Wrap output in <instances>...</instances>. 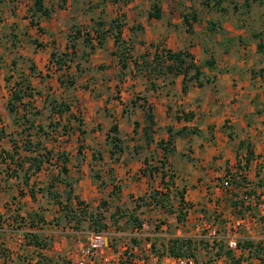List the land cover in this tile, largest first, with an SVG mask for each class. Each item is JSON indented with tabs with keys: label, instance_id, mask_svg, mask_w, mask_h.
Returning <instances> with one entry per match:
<instances>
[{
	"label": "crops",
	"instance_id": "0c3cea01",
	"mask_svg": "<svg viewBox=\"0 0 264 264\" xmlns=\"http://www.w3.org/2000/svg\"><path fill=\"white\" fill-rule=\"evenodd\" d=\"M88 2L90 0H65L61 7L48 5L43 0L50 10L49 16L43 17L33 13L32 0H0V93L3 96L6 89L9 92L5 98L0 97V153H12L16 148V160L19 156H28L32 153L23 148L24 141L29 140L33 144L40 143L41 153L50 150L53 157L50 162H43L39 171L27 173V184L22 182V172H18V177L10 175L14 164L0 163V264H55L68 257L73 235L79 232L69 224L60 228V223L66 224L63 206L69 201L75 210L77 197L84 205L88 204L85 197L75 192V187L82 189L84 195L85 190L91 192L90 168L102 171L101 179L110 177L108 186L122 180L126 189H121L119 195H133V201L138 197L147 198L153 191L165 192L166 177L162 180L161 173L164 152L157 144L166 143L169 138H172L173 149L165 155V168L169 158L189 160L179 167L189 169H183L188 173L184 174L185 193L190 195L191 203L199 204L210 213H222L221 230L243 213L236 205L246 184L218 191L216 186L222 181L221 175L230 179L231 174H243L252 194L264 192V0L246 1L245 14L239 10V0L232 3L222 0L220 6L208 0H134L116 4L106 0L95 5L92 11ZM155 4L159 8L158 18L151 17ZM118 14L125 15L122 40L129 48L124 68L114 54L117 46L112 35H107L100 47L95 41L96 24L103 22L106 29ZM69 34L75 37L72 44L77 59L67 72L75 79L71 89L59 83L64 69L49 67L51 53L65 52L71 44ZM161 50L188 53L197 66L212 60L210 70L201 69L210 81H204L201 87L191 83L185 93L181 75L171 78L167 74L161 80L150 82L134 61L138 59L137 63L141 64L144 58L152 63L153 55ZM104 64L109 66L108 72L114 73L116 80L108 84L110 91L115 90L113 98L96 95L99 91L95 87L91 92L90 88L77 84L79 72L85 74L88 68ZM30 67H34V71ZM7 77H10L9 82L5 81ZM14 82L30 86L33 95L22 99L21 112L9 113L7 103ZM50 100L69 104L70 111L61 116L51 114L47 108ZM74 107L79 109V116L71 114ZM147 107L155 125L150 134L145 135ZM31 111L37 113L30 117ZM23 114L28 119H24ZM52 120L66 123L68 135L61 139L57 133L49 132ZM102 120L110 122L105 129L100 127ZM90 121H93L91 126ZM112 124L118 128L122 151L111 156L109 129ZM40 127L43 130L37 132L36 128ZM122 127L126 128L123 133ZM182 128L187 131L177 135ZM168 129L172 130L171 134ZM43 134L55 139L44 144ZM63 139L66 141L61 145ZM98 149L100 153L94 158ZM247 150L252 156L248 166L239 171L236 167L240 162L244 165ZM62 153L69 159L65 164L67 174L61 172V163L55 164L56 157ZM145 160L149 166L156 167L157 172L145 174ZM27 166L28 163L24 165ZM7 167H10L8 171ZM174 183L178 185L176 180ZM31 189L34 197L30 195ZM47 189L51 194L57 192L59 197L54 199ZM187 213V222H177L173 237L186 238L182 229L187 223L198 225L201 214L190 210ZM259 223L251 231L240 234L242 247L230 251L231 257L222 254L195 258L198 264H264V217ZM167 226L163 225L162 229L166 230ZM168 239L163 244L165 248ZM217 244L226 248L221 239L213 247L215 254Z\"/></svg>",
	"mask_w": 264,
	"mask_h": 264
},
{
	"label": "trees",
	"instance_id": "16d2710c",
	"mask_svg": "<svg viewBox=\"0 0 264 264\" xmlns=\"http://www.w3.org/2000/svg\"><path fill=\"white\" fill-rule=\"evenodd\" d=\"M102 1H106V0H102ZM216 3V0H214ZM254 1V0H253ZM33 4H32V11L33 13H40L41 16L43 17H48L49 16V12L50 10L44 6L43 4V0H32ZM219 2V1H218ZM153 14H151V17H159V8L157 7V5H153ZM35 23H33L34 25ZM97 28H96V35H95V41H96V46H102L105 42V38L107 35H112L114 38V42H115V46H117V52H115L114 54L120 59L121 63H122V67L124 68L126 66L125 61L129 58L128 56V50L129 48L127 46H125V42L122 40V27H123V23L120 22V20H112L111 22H109L107 24V28L105 29L106 24L103 22H98L97 24ZM40 30V29H38ZM69 39L70 38H75L73 36H71L69 34ZM86 41V40H85ZM88 41V40H87ZM68 49L70 51H68ZM90 49H94L93 46H90ZM138 60V59H137ZM137 60L134 61V65L137 66V69L140 71H144V76L146 77L147 80H149L150 82H154L155 80V76L156 77H160L163 76L165 77L167 74L171 75L172 77H175L177 75H181L183 77L182 80V92L185 93L186 90L188 89L189 85L195 81L196 84L201 87L203 86V83L201 82V78L203 76L202 70H201V66H197L195 63H193V59L192 57L185 52H181V51H177V52H172V51H168V50H161L160 52H157L153 55V58L151 60L152 63H147L144 58H141L142 62L141 64L137 63ZM75 61V47L73 44H69L68 47L66 48L65 52H61V53H57V52H52L50 55V63L52 64L53 68H55V70H63L65 71V73L68 72L69 68L71 67L70 64ZM137 63V64H136ZM214 62L212 60H207L205 62V66L208 68H211L213 66ZM31 71H34V67H30ZM65 73L61 76V79H59V83L61 85V87H66L68 89L73 88V86L75 85V79L71 76L65 75ZM163 79V78H162ZM6 82L10 81V77L5 78ZM22 83L19 82H14L12 88L10 89V99L7 103V110L9 113H18V109H19V105L22 101V99L27 95V96H32L33 95V91L31 89L30 86H23L21 85ZM28 92V94H26ZM48 111L51 114H55L58 116L63 115L64 113H67L70 111V105L63 102V101H56V100H50L49 104L47 105ZM145 122L148 125V127H146L145 129H143V132L145 135L150 134V130L151 128L155 125L154 121H153V116L151 113V110L149 107H147L145 109ZM37 113V112H34ZM23 118L24 119H28L24 114H23ZM78 123L81 122L80 120H76ZM26 122H28V120H26ZM135 129L138 126V124L135 122L134 123ZM37 132L42 131L43 129L40 128H36ZM58 131H61V133L63 134V136H67L69 133V126L66 123H62L59 120H52L49 123V132H54L57 133ZM110 133H112V141H111V156L114 155L115 153H119L122 151L121 149V139L117 136L118 133V128L116 126V124H112L110 129H109ZM169 134H171V129L167 130ZM187 131V128H182L181 130H179L178 132H176L177 135H180L184 132ZM192 131H196V130H192ZM81 132V131H80ZM46 133V132H45ZM44 136L46 134H43ZM172 137V136H171ZM160 149L163 150V157H162V161H161V173L162 175V180L165 177V171L163 169H165V164H166V153L168 154V152L171 150L172 148V138H169V140L166 143H162L159 142L157 144ZM40 143H31V141L29 140H25L24 141V151L25 152H29L32 153L28 156H19V159L16 160L15 156L18 155L17 149L14 148L12 153H6V152H1L0 153V163H6L7 161H9V164H14L15 168H13L10 171V175H12L13 177H18V172H22L23 173V183L27 184L28 178H26L27 173L29 171H32V173L34 174L36 171H39L41 168V164L43 162H50L51 160H53L52 152L50 150H46L45 152H40L39 149H41L40 147ZM239 147H242V143H240ZM173 149V148H172ZM33 152L35 154H33ZM252 156V152L250 150H247L246 156L244 157V165H243V169L245 167L248 166L249 163V158ZM68 156L65 153H62L60 155H58L56 157V161L55 164L61 163V172L63 174H67L68 170L65 166V164L68 162ZM28 163L27 168L24 167V165ZM148 161L145 160V164H146V168L145 170H143V172L146 174H152L157 172V168L154 166H149ZM8 164V165H9ZM7 165V166H8ZM237 170H242L240 167V164L237 165ZM10 169V167H7V171ZM96 179H99V175L95 176ZM161 180V181H162ZM233 180L236 181V178L233 177ZM236 187L241 186L240 184H238V182L235 183ZM67 186H69V184L67 183ZM50 188V187H49ZM48 188V189H49ZM47 189L48 195L53 196V198L57 199L59 197V194L57 192H54L51 194V192ZM41 191H45L44 189H39ZM70 191L71 188L68 191V195H70ZM117 192H111V194H109V198H112V196L118 194L119 189H116ZM165 192H160V191H153L151 194H149V196L147 198L141 197L138 198L140 202L146 203V206H151L156 208L159 206H162V200L158 197H160L161 195H164L165 198H168V194L170 192H168L167 190H164ZM167 191V192H166ZM30 195L31 197H34V191L33 189L30 190ZM76 199V208L75 210L70 206V202L68 201L63 207H64V211H65V216H64V221L69 224V225H73L71 227H73V229H79L81 228L82 224L85 223L86 221L89 222L88 224V228H92V231L94 232H101L102 228H104V225L101 224V218L99 217V219H97V217L95 216L93 218V216L90 214V216L86 215V207L87 205H84V202H82L81 200L77 198ZM146 199V201H145ZM182 194H180V198H179V206L182 205ZM82 207V209H80ZM237 207L240 208V211L242 209L241 206V202L239 201V203L236 205ZM80 207V208H79ZM180 210H181V206H180ZM187 211V210H185ZM121 212V210L119 211ZM180 213V212H179ZM241 213V212H240ZM242 214V213H241ZM40 218L39 220L41 222H43L42 217H38ZM177 221L178 222H182L183 218L181 215L176 216ZM199 241H203L205 244H207L208 242L204 241V240H199ZM195 240H192L190 238H171L168 241L167 244V248H165L163 246V249L160 252H164V249H166L165 251H167V253L171 256H190L195 258V254H194V249L195 247ZM198 243V242H197ZM213 247L216 245L215 242L212 243ZM218 245V251L216 252V256H220V255H225L228 257H231V252L230 250L226 249L225 247H223V244H217ZM242 244H239V247ZM154 248V247H153ZM225 248V249H224ZM155 251L158 252V250L156 248H154ZM55 264H62V261L60 263L56 262Z\"/></svg>",
	"mask_w": 264,
	"mask_h": 264
},
{
	"label": "rangeland",
	"instance_id": "374dc122",
	"mask_svg": "<svg viewBox=\"0 0 264 264\" xmlns=\"http://www.w3.org/2000/svg\"><path fill=\"white\" fill-rule=\"evenodd\" d=\"M130 1H134V0H107V2H109L110 4H116V3H121V2H130ZM144 1H148V2H159L161 0H144ZM165 1V0H163ZM177 1H183V0H177ZM210 2L214 1V0H208ZM219 1V2H218ZM227 2L231 3L233 2V0H225ZM238 0H236L237 2ZM239 10L241 11V13H243L245 10H247V8H245V6L247 7L246 1L249 0H239ZM44 2L48 5H52V6H64V2L65 0H44ZM53 2V3H52ZM215 2V1H214ZM222 0H216V5L220 6ZM244 2L246 5H244ZM100 3H102L101 0H90V2H88V4H90L89 6V10L92 11V9H95V5L98 6L97 4L100 5ZM243 10V12H242ZM245 14V12L243 13ZM125 18L124 14H118L116 17V20H120V22H123V19ZM71 44L75 41L74 38H70L69 39ZM76 44V42H75ZM57 53H61L60 50L56 51ZM77 60V59H75ZM73 64V63H72ZM75 64V63H74ZM73 64V65H74ZM75 66V65H74ZM49 67L53 68L52 64H49ZM202 68H206L205 65H201V69ZM91 67L88 68L85 71V74H83L82 72H79L78 76H77V84L78 86H80L81 88H90V91L92 92L94 90V87L96 88V90L99 91V94L97 93L96 95L98 96H111L113 98V95L115 94V90H111L109 87V83L111 82L112 84H114L116 82L114 77V73H109V66L107 65H99L97 68H93L91 71ZM209 69L210 68H206ZM72 72H73V67H72ZM69 76V73H66ZM111 74V75H110ZM163 76L160 77H156L155 76V80H161ZM115 80V81H114ZM204 81H207V83L210 80H207L205 74L203 73V76L201 78V82L203 83ZM192 83H196L195 81H193ZM99 86V87H98ZM113 86V85H111ZM198 86V85H197ZM98 87V88H97ZM199 87V86H198ZM90 92V93H91ZM7 93L9 94L8 90H5L4 95L2 96V94L0 93V97L2 96L3 98H5V95H7ZM28 94V92L26 93ZM71 94V91L69 92V96ZM95 95V96H96ZM31 97V96H30ZM25 98H29V96H25ZM74 111L71 113L73 114V116H79V109H73ZM18 112H21L20 108L18 109ZM28 114H30V117L34 116V112L31 111ZM103 118V117H102ZM93 123V121H90L89 125L91 126ZM94 123H96L94 121ZM107 123H110L107 120H102V123L100 124V127L102 126V129L107 128L105 125ZM95 128V127H93ZM49 130V129H48ZM122 133L126 130L125 127H122ZM57 136H61V139L64 137L63 134L61 133V131L57 132ZM55 138H48L47 136H45L44 138V144L45 143H52V140H54ZM92 138H90L91 140ZM109 139V138H108ZM64 141H61V145L65 143L66 139H63ZM88 142V141H87ZM73 143H75V141L73 140ZM95 145V144H93ZM111 146V144H109ZM90 148V147H89ZM98 152L100 153L99 149L97 150V152H94V158H97V154ZM106 152V151H105ZM90 156V153H89ZM170 161L167 160V167L164 169L165 173V177L166 180L163 183V190H167L168 192H170L168 195V198H165L164 195H161L160 198L162 200V206L156 207V209H149L146 208V205L142 204V202L139 201V199H136L135 201H133L131 198L132 197L130 195L127 196H122L119 195V192L121 191V189H123L125 191L126 187L124 185V183L122 182V180H117L115 182H113L114 186H108L110 182V177L106 176L107 179H101V176H104V173L99 170L90 168L89 170V179H91L92 183L89 185L91 188V192H88V190H85L87 193L84 195L82 189L78 188L77 186L75 187V192L80 196V197H85L88 201L87 207H86V215L90 216V214L93 216V218L96 216L97 219H99V217L101 218V224L104 225V228H102L101 231H106L107 235H108V240L112 243L113 246H118L119 244L122 243H131V244H141L143 241H150L151 243H153L154 248H156L158 250V252H160L163 249V244H165V241H167V239H171V238H175L173 237L177 231V227H178V221H177V214L181 215L183 218V221L180 222L182 224H185V222H187V212L190 210L193 214H201L204 219H207L209 221H212V219L217 222V223H222V218L221 215L222 213H216L214 212H209L208 209L200 207L199 204H195V203H191V197L189 194L185 193V186H184V179H185V175H188V173L184 172V170H188L189 169H182L180 170L179 167L181 164H183V162H188L189 160H182L183 157L180 158V160H177L178 158H169ZM154 160V159H153ZM157 160V159H155ZM241 160V158H240ZM243 161V160H241ZM158 162V160H157ZM109 164V163H108ZM243 165H241L240 162V167L242 170L239 171H243ZM190 171H192V169H190ZM184 172V173H183ZM98 173V174H97ZM99 175V179H96L95 176ZM226 176V175H225ZM221 175V179L222 181H224L225 177ZM233 177L236 178V181L233 180ZM176 178V179H174ZM116 180V179H115ZM176 180L177 182V186L175 185L174 181ZM221 181V184L223 183ZM238 182V184H240L242 186V184H247L249 183L248 181H246V177L242 174H238V175H232L231 174V185L232 187L236 188L235 183ZM218 184H220V182H217ZM107 184V185H106ZM93 187V188H92ZM119 189L118 194L112 196V198H108V195L111 194V192H117L116 189ZM192 189V188H190ZM209 190V189H208ZM166 191V192H167ZM152 192H150L151 194ZM180 194H182V205L181 206V210H180V206H179V198H180ZM148 197V196H147ZM140 198V197H138ZM130 201V202H128ZM135 202V203H133ZM165 210H162V209ZM121 210V212H119ZM187 210V211H185ZM164 212V215H166V217L162 216V212ZM223 211V210H222ZM221 211V212H222ZM243 210H241L240 212H242ZM180 212V213H179ZM162 216V217H161ZM215 216L214 218H211ZM164 218V219H163ZM169 220L171 221V223H169ZM173 221V222H172ZM145 222L146 224H148L149 226V230L146 232V236L141 237V238H133L131 237V233L133 231L134 228L137 227L138 224ZM88 224L89 222L86 221L85 223H83L81 226V228L79 229H73V225H68L67 223L65 224L60 223V228L64 229L63 225H68L70 228H72L74 231L79 232V234L73 235L75 236L74 239L72 240L73 244L69 247V253L72 250V246L74 245V243H82L84 241V237L85 234L87 232L92 231V228H88ZM163 225H168L166 230L162 229ZM197 225V223H196ZM193 223H187L186 227H184L182 229V232L185 234L184 236H186V238H192L195 239V249H194V254H195V258L198 259H203V258H211L215 255L214 249H213V245L209 242L207 244H205L203 241H199L198 239H196L194 236L197 235V231H195V226ZM221 234L224 232V230L220 231ZM66 236V235H64ZM168 239V240H169ZM198 242V243H197ZM210 243V244H209ZM166 249H164L165 251ZM69 263L68 261V257L64 258L62 260V263ZM61 263V262H60Z\"/></svg>",
	"mask_w": 264,
	"mask_h": 264
},
{
	"label": "built area",
	"instance_id": "2783aa9c",
	"mask_svg": "<svg viewBox=\"0 0 264 264\" xmlns=\"http://www.w3.org/2000/svg\"><path fill=\"white\" fill-rule=\"evenodd\" d=\"M223 183L218 184V191L232 188L231 178H226ZM240 202L243 213L234 220L226 223L224 232L221 234L219 223L201 218L196 226V239L219 242L223 239L226 249L238 251L240 234L243 231H251L260 223L264 217V192L252 194L248 185L242 186ZM256 211V214L252 212ZM149 230L148 224L142 222L133 229L131 237L141 238L146 236ZM153 243L143 241L141 244L122 243L113 246L108 240L106 231H90L85 234L84 241L75 245L68 254L69 263L65 264H198L197 260L190 256H171L164 252H157ZM63 264V263H62Z\"/></svg>",
	"mask_w": 264,
	"mask_h": 264
}]
</instances>
